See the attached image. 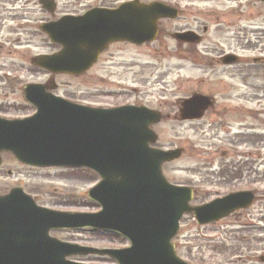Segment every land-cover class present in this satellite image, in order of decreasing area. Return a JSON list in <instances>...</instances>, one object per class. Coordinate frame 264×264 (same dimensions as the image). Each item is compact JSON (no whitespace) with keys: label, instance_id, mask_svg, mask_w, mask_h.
<instances>
[{"label":"water","instance_id":"95a60500","mask_svg":"<svg viewBox=\"0 0 264 264\" xmlns=\"http://www.w3.org/2000/svg\"><path fill=\"white\" fill-rule=\"evenodd\" d=\"M40 3L49 12L55 9L51 0ZM174 13L159 3L131 2L114 10L64 17L41 28L61 50L36 57L33 65L54 75H82L113 42H152L158 20ZM50 85L25 87V101L37 110L33 117L0 119V154L12 152L31 166L93 170L102 180L88 195L101 211L74 214L45 209L20 189L0 196V264H80L68 258L89 255L107 256L117 264H188L172 243L185 214L193 213L196 222L205 225L251 205L254 195L239 193L191 206L193 191L170 184L162 172V165L180 158L182 151L151 148L157 141L151 126L161 121L157 111L79 106L47 92L56 88L54 81ZM209 105L210 100L200 95L186 100L182 120L200 119ZM89 228L117 234L130 247H82L50 235Z\"/></svg>","mask_w":264,"mask_h":264},{"label":"rangeland","instance_id":"374dc122","mask_svg":"<svg viewBox=\"0 0 264 264\" xmlns=\"http://www.w3.org/2000/svg\"><path fill=\"white\" fill-rule=\"evenodd\" d=\"M57 1L58 13L66 11L82 13L86 8L95 6L93 0ZM189 3L195 4L197 9L205 14L216 11L219 17V20L205 17L204 21H210V24H207L211 28L208 37L214 40L208 43H222L225 52L231 51L242 56L250 54L254 58L264 56V4L260 0L182 1V4ZM8 15L11 38H22L23 43L12 41L8 47L12 48L13 54L5 61L0 60V117L24 118L33 114L34 108L24 101L23 87L29 83L46 84L52 78L50 73L32 66L31 58L39 54H51L58 51L59 47L42 35L39 29H35L42 21L50 18L41 10L38 0H12V4L8 6ZM193 15L188 16L195 18ZM20 24L30 28L26 33L17 36L16 30ZM244 42L252 43L251 53L244 54L245 52L238 48V45ZM167 43H157L138 50L128 49L125 52L130 56H139L136 58L140 63V72L137 76L126 71L107 76L99 67L93 77L76 78L64 75L55 77L58 90L54 93L66 100L92 107L112 108L139 103L159 110L163 114V119L160 124L153 126L158 135L156 147L165 150L175 147L184 149V155L180 159L164 165V174L173 184L194 186L199 189L198 197L192 200V205H201L204 198L212 200L216 195L234 189L228 190V185L218 184L206 175V162L213 159L210 154L213 153V147L209 149V145L204 144L206 142L204 139L213 136L216 127L195 122L181 123L166 118L167 114L173 116L176 112L171 106V101L185 95L184 90L178 92L177 87L181 84L185 86L184 80L206 78V75L192 71L177 72L180 61L161 55V52L165 51V46L169 48L170 53L176 50L177 45L174 41ZM202 47L203 45L199 46V49ZM127 57L128 55H125L126 59ZM253 72L262 71L260 67L254 66ZM253 83L264 84V79H261L259 74L256 80L253 79ZM164 86H168L165 95L161 92ZM164 99H168V103L162 104L163 109H157L160 108L161 101H166ZM233 125L238 127L237 124ZM204 130L210 135H205ZM5 158L7 163H10L8 166L11 167L12 174H9L7 164L0 170V191L20 185L38 200L40 206L74 213H95L100 210V207L87 197L89 190L100 181L94 171L66 167L21 168L16 166L9 156L6 155ZM219 160L221 159L216 158L215 163L218 164ZM251 165L252 170L246 175L252 182L251 188L256 191L258 199L248 209L238 211L224 219L221 224L212 227L197 225L192 213L184 215L180 231L173 239V243L176 245L178 256L188 264H244L248 257L258 260L264 255V228L253 230L259 224L264 225V151L262 158L252 160ZM210 174L212 172L208 173ZM243 186V183L234 182L231 187L239 190L245 189ZM205 191L210 195L203 194ZM237 214L240 216H236ZM51 235L62 241L98 249H122L129 246V242L117 234L92 229L57 231ZM259 240L263 241L256 245ZM69 260L86 264H116L111 258L98 256H74Z\"/></svg>","mask_w":264,"mask_h":264},{"label":"flooded vegetation","instance_id":"af4514ba","mask_svg":"<svg viewBox=\"0 0 264 264\" xmlns=\"http://www.w3.org/2000/svg\"><path fill=\"white\" fill-rule=\"evenodd\" d=\"M93 1L95 6L86 8L84 12L91 9H116L123 4L131 2H136L139 5H150L159 2L176 10L174 18H162L158 21V34L154 43L144 44L142 46H136L127 42L112 43L102 52L98 61L83 74V76H95V72L98 71L97 68L99 67L106 72L107 76L110 74L115 75L119 71L131 72L133 75L137 76L140 72V63L136 58H139V56L135 57V55L130 56L129 54H125L128 49L138 50L157 43L168 44L167 41H174L177 45L176 50L170 53L169 48L165 46V51L161 52V55L163 57L170 56L180 61L177 66V72L192 71L194 73H201V75L204 74L206 78L200 77L196 80H184L186 85H179L177 90L178 92L184 90L183 95H185L176 97L174 101H171V106L176 109V112L173 116L167 114L166 118L181 123L195 122L201 125L216 127V130L213 131L214 135L209 139H204V141H206L204 144L209 145V149L213 147V153H210L213 159L212 161L207 160L206 162V175L218 184L228 185V190H231V188L234 190L228 191L225 194L216 195L212 200L222 198L229 193L235 192L237 188L231 187L234 182L238 184L243 183L245 189H251L252 182L248 180L246 173L252 170L251 161L261 159L264 151V84L257 85L253 83V79L256 80L259 74L260 78L264 79V56L255 58L251 54L242 56L231 51L225 52L222 43H208V41L214 40L208 37L211 33V28L207 24H210V21H204L205 17L218 20L219 17L216 15V11H210L206 14L202 13L193 3L182 4L183 0ZM38 2H40V0H38ZM53 3L55 4L53 12L44 10L39 3L41 10L50 16L48 20L42 21L39 26L35 28L39 29V32L43 24L55 23L63 16L80 14L71 11L58 13V1L53 0ZM10 4H12V0H0L1 61L7 60L13 54L12 48L8 47L9 44H12V41H17L19 44L23 43L22 38H11L12 33L9 27L10 17L8 15V6ZM196 12H198L197 15L195 14ZM192 14H194L193 16L195 18H190L188 16ZM17 27H19V29L16 30L17 36L26 33L30 28L29 26L26 28L22 24ZM179 35L186 36L179 37ZM238 40L245 41L241 39ZM25 41L28 40L25 39ZM251 44V42L248 44L244 42L238 45V48L245 52L244 54L251 53ZM201 45H203V47L199 49ZM229 48L231 49V46ZM125 55H128L127 59ZM254 66L260 67L262 72L254 73ZM167 90L168 86H164L161 91L162 94L165 95ZM136 91L138 90L136 89ZM196 95L207 97L210 100V105L204 110L203 116L200 119L183 121L181 115L183 104L186 99ZM162 98H165V96H162ZM167 100L161 101L160 108L157 109H163L162 104L164 102L167 104ZM134 106L148 107L139 103L134 104ZM248 121L249 125L247 126ZM233 124H237L238 127H235ZM253 124H255V126ZM204 133L207 136L210 135V133H207V130H204ZM182 150V155H184V149L182 148ZM6 155L12 159L16 166L21 168L29 167L20 162L13 153L3 152L0 154V158L2 159L0 170L7 164L6 167L9 170L8 172L10 175L12 174L11 167L8 166L10 163H7L5 158ZM216 158L221 159L218 161V164L215 163ZM209 172H212V174L208 175ZM217 186L223 187L220 185ZM192 188L194 190L195 199V197H198L200 190L194 186ZM14 189H20L26 194H29L25 187L14 185L12 187H7L4 191H0V196L8 195ZM203 194L206 196L210 195L207 191L203 192ZM34 199L39 205L38 200L35 197ZM212 200L204 198L202 204ZM236 216H240V214ZM260 223L263 224L262 222ZM260 228H264V225L261 226L259 224L258 227L253 230H259ZM243 229L253 231L248 228ZM262 241L263 240L257 241L256 245ZM263 258L264 255L260 256L258 260H253L252 257H248L244 261V264H264Z\"/></svg>","mask_w":264,"mask_h":264}]
</instances>
